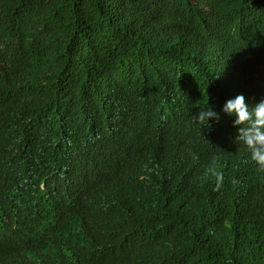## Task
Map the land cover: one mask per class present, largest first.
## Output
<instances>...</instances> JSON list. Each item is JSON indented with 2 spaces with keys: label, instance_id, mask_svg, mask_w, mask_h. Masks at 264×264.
Masks as SVG:
<instances>
[{
  "label": "trees",
  "instance_id": "1",
  "mask_svg": "<svg viewBox=\"0 0 264 264\" xmlns=\"http://www.w3.org/2000/svg\"><path fill=\"white\" fill-rule=\"evenodd\" d=\"M237 95L264 0H0V264H264V169L194 119Z\"/></svg>",
  "mask_w": 264,
  "mask_h": 264
},
{
  "label": "clouds",
  "instance_id": "2",
  "mask_svg": "<svg viewBox=\"0 0 264 264\" xmlns=\"http://www.w3.org/2000/svg\"><path fill=\"white\" fill-rule=\"evenodd\" d=\"M221 113L232 117V126L237 128L235 141L240 142L249 152L251 160L261 169H264V99L254 105L246 102L243 95H237L227 100L220 112L214 110L212 105H207L199 110L194 118L205 129H211L212 122H218ZM169 174L180 177L184 183L195 186V190L185 189L189 194L200 193L206 197L214 198V194H204L201 187V178L177 169H170ZM223 176L217 173V187L222 182Z\"/></svg>",
  "mask_w": 264,
  "mask_h": 264
}]
</instances>
